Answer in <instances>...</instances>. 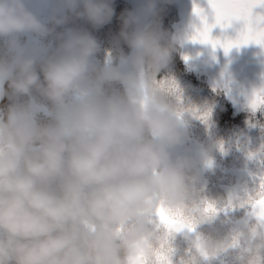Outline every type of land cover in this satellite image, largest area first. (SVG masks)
Instances as JSON below:
<instances>
[{"label":"clouds","instance_id":"1","mask_svg":"<svg viewBox=\"0 0 264 264\" xmlns=\"http://www.w3.org/2000/svg\"><path fill=\"white\" fill-rule=\"evenodd\" d=\"M114 14L113 0H57L50 19L100 28ZM155 16L156 0L122 13L115 54L100 64L86 30L57 33L42 53L22 44L20 34L54 28L25 0H0V38H9L0 98L12 99L0 108V264H153L161 206L195 214V234L170 237L191 249L185 264H264V223L196 211L200 165L220 144L175 153L198 113L157 78L177 40L158 19L149 23Z\"/></svg>","mask_w":264,"mask_h":264},{"label":"rangeland","instance_id":"2","mask_svg":"<svg viewBox=\"0 0 264 264\" xmlns=\"http://www.w3.org/2000/svg\"><path fill=\"white\" fill-rule=\"evenodd\" d=\"M194 3L200 6L205 5V0H172L169 2V9L167 10V19L169 24V35L175 37L179 44H182L183 51L187 57V61L196 70L203 71L209 74L212 82L219 86V88L226 87L228 94L233 101L237 111H248L247 96L251 93L254 87H259L262 83V76H264V56L254 57L259 60L255 72H250L256 82L250 79L246 71L252 64V60L247 55L253 56L256 54L255 44L241 46L239 48H232L226 55L221 48L210 51H202L199 47L189 39L188 32L190 23L187 19L188 13L193 10ZM56 5L53 0H40L32 1L29 8L37 15L42 23L46 24L49 28H53L50 19L52 15V8ZM161 6L160 9H163ZM181 17V22L176 20V17ZM177 22H174V20ZM86 31L91 33L101 46L100 52L97 53L95 58L106 59L108 54H114L111 49L110 41L101 35L97 28H88ZM228 35L234 36L235 32L231 29ZM9 38H0V57L7 55L6 41ZM17 39L22 43L31 47L37 48L41 53L46 49L54 48L57 45L54 33L47 37H40L34 33L20 34ZM37 39V41H36ZM264 54V50L259 48ZM218 55H220L218 57ZM242 58V59H240ZM240 62L242 72H238L235 68L236 63ZM259 67L261 71H259ZM246 72V73H245ZM162 80H174L168 71H162ZM176 83V81H175ZM181 91L180 101L188 108L194 109L198 114L206 112L207 109L198 103L196 97L191 98L190 94L183 92L182 88L178 87ZM188 97L189 100H184ZM24 97V101L28 100ZM199 99V97H198ZM43 117V113L40 114ZM260 116V114L258 115ZM256 116V117H258ZM256 117H246L244 122L236 125L231 129H221V131L214 130L213 127L202 129V125L197 122L195 118L190 123L191 144L188 140L184 145L179 146L175 153L183 154L186 150H190L193 155L199 152L202 146L206 145L210 140L218 142L220 147L215 149L212 154L211 163L207 166L200 165L201 168V191L202 197L215 201L218 206H222L229 198L230 194L242 192L244 188L253 187V175L259 171L258 165L253 160L248 158V151H256L262 144H264V131L259 126L251 127L250 120L258 122V125H264V113L260 119L254 120ZM222 146V147H221ZM221 217L225 215L220 214ZM230 217L239 219L244 216L243 210H237L229 214ZM178 237L183 238L178 235ZM229 261L227 257L223 259ZM222 261H216L214 264H223Z\"/></svg>","mask_w":264,"mask_h":264},{"label":"snow or ice","instance_id":"3","mask_svg":"<svg viewBox=\"0 0 264 264\" xmlns=\"http://www.w3.org/2000/svg\"><path fill=\"white\" fill-rule=\"evenodd\" d=\"M193 13L199 23L193 26L194 31L189 37L191 41L210 45L213 50L221 48L226 55L234 47L249 44H255L264 50V0H205L203 7L194 3ZM217 28L220 35L213 36V30ZM230 29L234 30V36L228 35ZM166 83L171 90L179 93L174 80ZM247 108L253 116L257 112L264 113V76L260 86L254 87L247 96ZM209 116L210 112L198 114V118L205 122ZM249 124L251 127L259 126L264 131V125H258L256 121L250 120ZM247 155L259 168L253 175V187L230 194L222 206L202 197L196 211H202L209 216L221 213L229 216L232 212L243 210L244 216L264 223V144L256 151H248ZM155 221L163 228L164 236L154 249L153 264H185L183 257L179 261L173 260L177 249L175 241L170 237L185 232L195 234L197 232L195 214L188 215L183 209L172 210L161 206L155 213ZM187 253L190 255L191 249H187ZM141 264H147V261H141Z\"/></svg>","mask_w":264,"mask_h":264},{"label":"trees","instance_id":"4","mask_svg":"<svg viewBox=\"0 0 264 264\" xmlns=\"http://www.w3.org/2000/svg\"><path fill=\"white\" fill-rule=\"evenodd\" d=\"M35 0H25V3L27 7L29 8V4ZM41 2H44L46 0H40ZM57 3V0H53ZM172 0H156V16L149 18V23L154 20L158 19L162 28L168 33L169 35V24H171L167 19V10L169 7V2ZM145 0H113V6L115 10V14L111 20L110 23L105 24L104 26L97 28L99 31V35L102 37L108 39L110 41L111 49L113 50V53L115 54V45L116 41L119 37V33L121 30V14L125 13L127 11H133L137 10L144 4ZM161 6H164L163 9H160ZM30 9V8H29ZM32 11V9H30ZM174 20V19H173ZM176 20L181 22V17H176ZM174 20V22H177ZM178 23V22H177ZM54 35L56 38V42L58 43L57 39V33H62L66 29H76V30H87L88 28H94L90 23L82 20V19H70L66 24L54 26ZM234 31V30H232ZM220 35V34H219ZM170 36V35H169ZM37 41V39H36ZM119 46L123 49V51L127 54L130 49H128L127 45L123 43L122 40L119 41ZM259 46L256 47V54L251 57V55H247L248 58L252 60V64L249 68V71H246L248 74L247 76L250 77L251 80L256 82L254 76L250 73L255 72L254 70L257 68V63L259 62L258 59L254 57H263L264 54L262 51L259 50ZM200 49V48H199ZM210 51L212 50L211 46H208L206 48H203L202 51ZM220 55H218L219 57ZM101 57H103L101 55ZM100 57V58H101ZM95 58V60L103 64V59ZM186 55L183 51L182 44L176 43L175 50L171 53V59L169 61V64L167 68H165L166 71L169 72V74L172 76V78L175 79L177 87L182 88L183 92L186 94H190L191 98L196 97L198 100V103L200 105H203L204 108L207 109L206 112H210V116L207 122L202 121L201 119H197V122L202 125V129H207L209 127H213L214 130L221 131V129H231L235 127L236 125L244 122L243 119L246 117H256L260 114L262 115V112H257L254 116L251 112L248 111H237L233 101L231 100L228 89L226 87L219 88V86H216L212 79L210 78L209 74L196 70L192 65L187 61ZM242 59V58H240ZM235 68H237L238 72H242L244 69L242 68V64L240 62L236 63ZM163 71V70H162ZM162 71L158 74V79L162 80ZM259 71H261V68L259 67ZM245 72V73H246ZM0 87L7 88V84H4ZM179 98L181 94V91L179 90ZM199 97V99H198ZM21 100H24V97L20 98ZM184 100H189L188 97L185 96ZM12 102V99L10 97H2L0 98V108H3L5 105ZM185 107H188V105H184ZM260 116L256 117L254 120L260 119ZM191 130L189 128V138L188 143L191 144ZM193 133V132H192ZM175 247L177 249L176 255L173 257L174 261H178L180 257H182L187 249V242L181 237L176 238L175 240ZM229 259V258H228ZM223 264H229V261H224Z\"/></svg>","mask_w":264,"mask_h":264},{"label":"water","instance_id":"5","mask_svg":"<svg viewBox=\"0 0 264 264\" xmlns=\"http://www.w3.org/2000/svg\"><path fill=\"white\" fill-rule=\"evenodd\" d=\"M205 6V5H204ZM203 7V6H202ZM187 19L190 23V26H189V29H188V32H189V35L192 34V32L194 31V28L193 26L194 25H198L199 21L198 19L195 17L194 13H193V10H191L188 15H187ZM220 34V30L217 28V29H214L213 30V36H218ZM199 48L203 49V48H206L210 45H204V44H200L199 42H194Z\"/></svg>","mask_w":264,"mask_h":264}]
</instances>
